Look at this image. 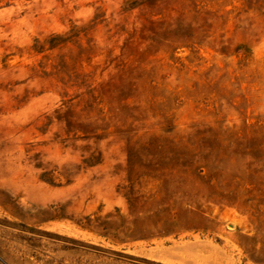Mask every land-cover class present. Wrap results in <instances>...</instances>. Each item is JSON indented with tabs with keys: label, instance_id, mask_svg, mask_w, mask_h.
<instances>
[{
	"label": "rangeland",
	"instance_id": "obj_1",
	"mask_svg": "<svg viewBox=\"0 0 264 264\" xmlns=\"http://www.w3.org/2000/svg\"><path fill=\"white\" fill-rule=\"evenodd\" d=\"M0 264H264V0H0Z\"/></svg>",
	"mask_w": 264,
	"mask_h": 264
}]
</instances>
